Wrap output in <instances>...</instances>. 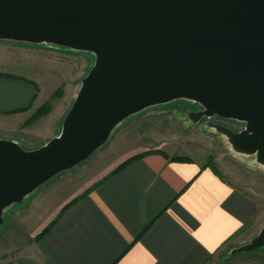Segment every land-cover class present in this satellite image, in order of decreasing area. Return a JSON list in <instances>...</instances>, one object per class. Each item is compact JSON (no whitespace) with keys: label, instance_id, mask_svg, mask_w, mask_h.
<instances>
[{"label":"water","instance_id":"1","mask_svg":"<svg viewBox=\"0 0 264 264\" xmlns=\"http://www.w3.org/2000/svg\"><path fill=\"white\" fill-rule=\"evenodd\" d=\"M0 40L91 52L60 135L35 150L0 139L4 213L86 162L115 128L177 100L244 129L208 123L264 167V0H0ZM264 250V226L231 256Z\"/></svg>","mask_w":264,"mask_h":264},{"label":"crops","instance_id":"2","mask_svg":"<svg viewBox=\"0 0 264 264\" xmlns=\"http://www.w3.org/2000/svg\"><path fill=\"white\" fill-rule=\"evenodd\" d=\"M37 94L34 82L0 76V120L21 117ZM167 155L130 162L73 203L44 237L0 264H210L235 240L245 244L258 215L257 194L226 175L218 158L219 174L205 167L208 161L176 162ZM71 171L7 209L3 226L14 208ZM261 251L228 258L264 264Z\"/></svg>","mask_w":264,"mask_h":264},{"label":"rangeland","instance_id":"3","mask_svg":"<svg viewBox=\"0 0 264 264\" xmlns=\"http://www.w3.org/2000/svg\"><path fill=\"white\" fill-rule=\"evenodd\" d=\"M94 64L91 52L0 40V73L34 82L38 92L35 105L21 117L0 120V138L16 140L26 150H35L60 135L81 81ZM201 110L195 102L177 100L150 107L118 125L107 143L86 162L59 176L7 215L5 226L0 227V263L22 251L20 246L35 240L67 205L95 189L126 161L158 150L197 161L218 158L226 175L248 185L249 192L259 197L258 215L244 243L251 242L264 226V167L254 155L233 151L224 136L208 127L213 122L241 131L244 123L218 117L192 122L190 114ZM242 244L240 239L235 240L210 264H230L228 256ZM261 252L260 256H264V251Z\"/></svg>","mask_w":264,"mask_h":264},{"label":"trees","instance_id":"4","mask_svg":"<svg viewBox=\"0 0 264 264\" xmlns=\"http://www.w3.org/2000/svg\"><path fill=\"white\" fill-rule=\"evenodd\" d=\"M0 76H5V77H11V78H16V79H22V78H18V77H15V76H12V75H8V74H1L0 73ZM149 154H161V155H164V156H168L166 152H162V151H152V152H147V153H143L139 156H136V157H133L131 159H129L128 161H126L124 164H122L113 174H115L116 172H118L119 170H121L122 168H124L127 164H129L130 162L136 160V159H140L146 155H149ZM172 161H176V162H192L193 159H191L190 157H187V156H172L171 158ZM205 167H210L213 171H215L216 173L219 174V171L217 169V165L216 163L214 162V160H209L208 163L206 164ZM112 174V175H113ZM98 187V186H97ZM88 194V193H87ZM86 194V195H87ZM80 198H77L76 200H74L73 202H71L69 205H67L65 207V209L63 210V212L60 214V216L73 204L75 203L76 201H78ZM59 216V217H60ZM55 221L43 232L41 233L40 235H38L35 240H39L41 239L42 237H44L49 229L54 225Z\"/></svg>","mask_w":264,"mask_h":264}]
</instances>
